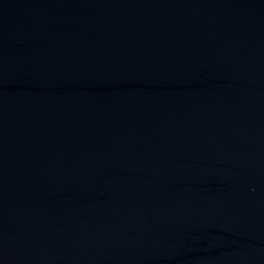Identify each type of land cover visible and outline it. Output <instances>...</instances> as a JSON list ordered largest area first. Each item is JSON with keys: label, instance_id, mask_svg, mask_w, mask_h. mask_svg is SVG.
I'll return each instance as SVG.
<instances>
[{"label": "water", "instance_id": "95a60500", "mask_svg": "<svg viewBox=\"0 0 264 264\" xmlns=\"http://www.w3.org/2000/svg\"><path fill=\"white\" fill-rule=\"evenodd\" d=\"M0 264H264V0H0Z\"/></svg>", "mask_w": 264, "mask_h": 264}]
</instances>
